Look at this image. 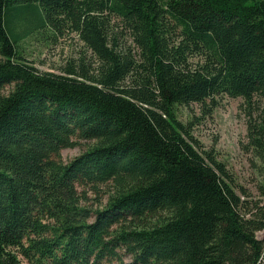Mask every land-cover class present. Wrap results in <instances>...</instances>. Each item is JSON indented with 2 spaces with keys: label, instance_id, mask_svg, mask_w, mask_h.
Masks as SVG:
<instances>
[{
  "label": "trees",
  "instance_id": "1",
  "mask_svg": "<svg viewBox=\"0 0 264 264\" xmlns=\"http://www.w3.org/2000/svg\"><path fill=\"white\" fill-rule=\"evenodd\" d=\"M23 5L74 31L97 66L38 70L5 24ZM8 83L0 264H264V180L255 195L236 186L174 112L219 92L257 100L245 148L264 163V0H0V88ZM73 137L94 142L55 158ZM108 180L117 189L104 205L80 203L75 185ZM156 209L161 221L131 223Z\"/></svg>",
  "mask_w": 264,
  "mask_h": 264
},
{
  "label": "rangeland",
  "instance_id": "2",
  "mask_svg": "<svg viewBox=\"0 0 264 264\" xmlns=\"http://www.w3.org/2000/svg\"><path fill=\"white\" fill-rule=\"evenodd\" d=\"M42 19L36 5L13 6L5 17L8 34L18 38L15 43L18 52L38 70L59 72L67 62L77 63L78 60H82L90 71L97 66L94 55L74 31L66 25L56 28L41 23ZM118 27L119 25H116L112 29L118 31ZM26 31L28 33L24 36ZM120 38L124 39L126 44H131L128 34ZM199 58L194 55L191 60L196 61ZM11 88L12 83L5 84L0 88V94ZM174 109L176 119L188 127L192 138L196 140V148L200 151L210 150L216 159L224 163L232 182L236 186L240 184L248 187L251 194L255 195L253 184L264 180V163L252 156L245 148V142L247 120L261 114L258 101L253 100L249 107L241 96H229L219 92L214 95L212 102L206 100L205 105L196 102L175 104ZM73 140L75 143L59 149L55 158L67 162L94 142V139L76 137H73ZM75 187L77 191L85 192L86 198H81L80 203L91 207L104 205L114 196L117 189L112 180L99 183L98 190L89 188L88 184ZM166 214V210L156 209L138 218H132L131 223L151 225L161 221ZM127 223L129 222H125ZM256 234L261 235V231ZM124 258L128 259L127 256ZM21 264L27 263L22 259Z\"/></svg>",
  "mask_w": 264,
  "mask_h": 264
}]
</instances>
